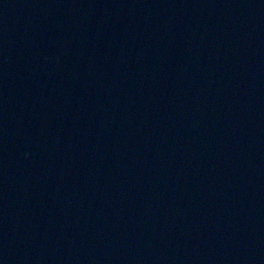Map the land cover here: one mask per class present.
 <instances>
[{
    "label": "water",
    "instance_id": "95a60500",
    "mask_svg": "<svg viewBox=\"0 0 264 264\" xmlns=\"http://www.w3.org/2000/svg\"><path fill=\"white\" fill-rule=\"evenodd\" d=\"M0 264H264V0H0Z\"/></svg>",
    "mask_w": 264,
    "mask_h": 264
}]
</instances>
